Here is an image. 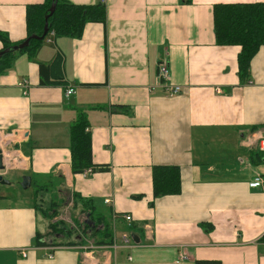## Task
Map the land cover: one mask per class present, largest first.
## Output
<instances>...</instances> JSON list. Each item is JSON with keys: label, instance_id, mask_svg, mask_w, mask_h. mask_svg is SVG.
Returning a JSON list of instances; mask_svg holds the SVG:
<instances>
[{"label": "crops", "instance_id": "1", "mask_svg": "<svg viewBox=\"0 0 264 264\" xmlns=\"http://www.w3.org/2000/svg\"><path fill=\"white\" fill-rule=\"evenodd\" d=\"M44 1L0 0V32L24 41L27 7ZM66 1L105 5L106 23L88 25L81 39L46 42L36 59L19 56L0 74L2 148L20 154L12 171L61 177L66 190L110 214L118 242L125 234L138 242L116 252L52 239L38 246L37 233L48 228L43 216L33 203L0 193V264H264V192L249 186L264 176V158L258 145L243 143L264 133V47L242 82L241 47L218 46L214 29L217 4L264 0ZM57 57L62 84L43 85L40 64ZM161 65L171 72L164 84ZM166 86L182 91L166 96ZM69 88L75 94L68 98ZM79 111L90 123L94 163L109 167L87 178L71 167L70 129ZM155 166L180 168V194L154 197ZM129 225L134 229L125 232Z\"/></svg>", "mask_w": 264, "mask_h": 264}, {"label": "trees", "instance_id": "2", "mask_svg": "<svg viewBox=\"0 0 264 264\" xmlns=\"http://www.w3.org/2000/svg\"><path fill=\"white\" fill-rule=\"evenodd\" d=\"M54 0H45L44 3L31 5L27 7L26 26L27 38L24 41L14 43L9 37L0 32V41L4 48L0 52L9 50L0 59V74H4L13 68L15 61L19 56L26 55L30 60L36 59L41 47L47 42L52 33H55L54 39L72 38L81 39L85 30L90 24L106 23V7L98 3L93 5H76L66 0H59L54 14L49 18V32L44 40H32L30 45L20 51H13V48L20 46L26 40L33 36L41 37L44 34L46 17L50 14V9ZM214 29L218 46H239L241 52L238 56L239 76L242 82H247L250 77L251 62L264 47V3L251 4H217L214 7ZM62 59L57 57L51 65L40 64L43 85L55 83L62 84L61 80ZM120 110L126 109L122 106ZM70 151L71 167L75 175H81L86 169H93L95 172H106L107 166H99L94 163L92 138L90 132V123L84 111H79L77 120L70 129ZM258 156L264 158V154L259 152ZM153 192L155 198L178 195L182 191V175L179 167L173 166H155L152 171ZM36 177L33 176L32 180ZM38 179V178H37ZM42 179V178H41ZM49 179V178H43ZM63 181L62 178H57ZM47 191V187L40 186L36 193ZM74 207L82 206V213L86 219L77 222L78 241H69L55 246L75 247L84 245L86 240L93 241L94 245L111 246L115 238V226L109 213H102L97 210L91 199L84 198L79 193H73ZM34 209L40 212L39 206L34 202ZM125 214H117L115 220H123ZM57 212L45 217L51 221L57 218ZM113 217V216H112ZM62 222L52 223L50 229L55 231H65L61 227ZM60 228V230H59ZM128 232L134 229V226L124 227ZM70 231L67 234L70 235ZM57 234V233H55ZM68 237L70 238L71 235ZM36 244L38 246L51 245L46 239V234L37 233ZM44 240V241H43ZM53 244V243H52ZM198 264H217L213 261H198Z\"/></svg>", "mask_w": 264, "mask_h": 264}, {"label": "rangeland", "instance_id": "3", "mask_svg": "<svg viewBox=\"0 0 264 264\" xmlns=\"http://www.w3.org/2000/svg\"><path fill=\"white\" fill-rule=\"evenodd\" d=\"M25 176L27 175L18 171H12L9 175L7 173L4 178L10 182V185H0V193L14 196L15 198H18L19 201L24 200L33 203V207L34 202L39 206L40 212L37 213L43 216L48 224L46 239H52L56 244L78 241L77 235L78 232L80 234V231L76 228L77 222H82L86 219V216L82 213V206L77 208L74 207L73 193L66 190L61 181L51 178L47 180L35 178L32 180V186L26 190L22 186L23 178ZM40 186L47 187V191L36 193ZM55 211L58 216L54 221L45 217V214L50 216ZM55 221L62 222L60 226L63 227L65 231L61 230L53 232V229H50L49 225L55 223ZM68 231L71 232L70 238L68 237L69 234H67ZM91 243H93L91 240H86L84 246Z\"/></svg>", "mask_w": 264, "mask_h": 264}, {"label": "built area", "instance_id": "4", "mask_svg": "<svg viewBox=\"0 0 264 264\" xmlns=\"http://www.w3.org/2000/svg\"><path fill=\"white\" fill-rule=\"evenodd\" d=\"M54 37H55V33H52L50 38H48L47 43H52ZM170 77H171V72L169 70V67L167 65H161L159 67V79L164 84L169 81ZM20 86L23 88H27V83L22 82ZM181 91H182L181 87H176V86H172V87L166 86L165 87L166 96H176L180 94ZM74 94H75V89L69 88L67 90L68 98L73 96ZM6 137H7L6 133L0 132V150H2L3 159L6 160L5 164L3 162L5 170L0 173L3 174L4 176L8 172L15 170L18 164L21 162V157L17 149L10 148V149L4 150L2 148V146L5 147V145L7 144V141L5 140ZM243 143L246 147H252V148L258 145L260 152L264 154V133L263 132L261 131L256 132L255 134H253L252 136L244 140ZM94 173H95V170L89 168V169H86L81 175L87 178V177L92 176ZM249 186L252 189L264 192V176H261V175L256 176L252 181H250ZM106 203L110 205L111 201L107 200ZM123 220L127 222L128 224H131L133 222V217L129 214H125L123 216ZM145 229L147 231L152 230V228L149 226H147ZM147 235H150L149 237H151V234H147ZM134 244H135V240L133 236L131 234H125L121 237L119 242L117 241L115 237L113 244L110 247L113 249V251L116 252L121 247V245L125 247H130V246H133ZM23 256L27 257V254L23 253ZM185 258H186L185 256H182L181 259L184 260ZM129 259L132 260V258H129Z\"/></svg>", "mask_w": 264, "mask_h": 264}, {"label": "water", "instance_id": "5", "mask_svg": "<svg viewBox=\"0 0 264 264\" xmlns=\"http://www.w3.org/2000/svg\"><path fill=\"white\" fill-rule=\"evenodd\" d=\"M59 0H54V3L50 9V14L46 17V24H45V28H44V34L41 37L38 36H33L30 39L26 40L23 44H21L20 46H16L13 48V51H20L23 50L25 48H27L30 45V42L32 40H44L49 32V18L54 14L56 7H57V3ZM9 53V50L0 53V59L5 55ZM5 167L3 164V155H2V150H0V172L4 171ZM5 176L3 174L0 173V184L1 185H9V181L5 180L4 178ZM22 186L24 189H29L32 186V178L30 176H25L23 178V182H22ZM134 240L135 242H138L137 240V236H134Z\"/></svg>", "mask_w": 264, "mask_h": 264}]
</instances>
